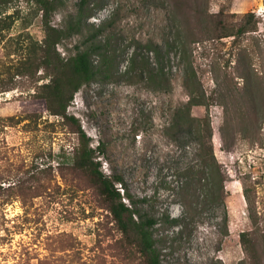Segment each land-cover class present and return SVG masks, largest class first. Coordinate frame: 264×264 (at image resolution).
Instances as JSON below:
<instances>
[{
	"label": "rangeland",
	"instance_id": "rangeland-1",
	"mask_svg": "<svg viewBox=\"0 0 264 264\" xmlns=\"http://www.w3.org/2000/svg\"><path fill=\"white\" fill-rule=\"evenodd\" d=\"M1 1L7 12L1 15L0 78L10 72L17 86L0 88V264H145L92 178L73 166L78 123L103 170L124 177L145 214L186 218L183 229L157 224L162 264H264V0L204 1L216 29L187 50L162 0H92L81 16L83 30L57 43L50 26H74L79 0ZM102 21L104 36L115 39L121 73L136 49L158 65L153 46H159L171 87L154 86L140 70L97 78L73 94L66 117L51 113L37 95L41 84L58 75L57 57L73 55L91 24ZM47 39L49 65L34 78L17 73ZM188 75H194L190 87ZM192 88L202 94L191 113L211 122L225 178L224 200L195 213L179 192L180 171L198 162L195 145L179 144L167 129ZM242 234L254 244L255 262Z\"/></svg>",
	"mask_w": 264,
	"mask_h": 264
},
{
	"label": "trees",
	"instance_id": "trees-1",
	"mask_svg": "<svg viewBox=\"0 0 264 264\" xmlns=\"http://www.w3.org/2000/svg\"><path fill=\"white\" fill-rule=\"evenodd\" d=\"M42 0H37L41 2ZM168 2L172 12L178 20L176 22L177 41L184 50H187L192 44L202 42L207 35L216 29L215 15L211 14L206 7H203L206 0H162ZM92 0H79L78 2V21L72 23L66 29H60L50 26L49 32L55 35V43L63 36L73 32H81L84 25L81 19L82 13L90 6ZM0 13V27L5 21L2 13L7 12V6H2ZM45 17V6L43 7ZM46 22V20H45ZM48 24V22H46ZM93 30L86 36L81 45H77L76 51L67 59L57 57L58 75L53 76L48 82L41 84L40 91L37 95L44 100L47 108L53 114L67 116V106L73 94L78 91L83 84L91 83L97 78H115L119 75L136 76L139 74L145 76L147 81L156 87H171L172 79L165 68L164 55L159 46H153L159 57V64L152 65L147 58L137 49L130 57V67L124 73L119 71V53L113 43L115 39L110 36H104L107 29V21H102L97 26L91 24ZM247 30L241 29L240 32ZM232 32H226L225 36L231 35ZM222 35V36H223ZM104 36V37H103ZM50 39V38H48ZM39 44L37 53L32 57H27L26 63L21 64V70L17 73L31 76L34 78L37 71L49 65V52L47 45L49 40ZM175 40V43H177ZM147 46V45H145ZM138 47L143 45L138 43ZM151 48V46H148ZM160 48V47H159ZM139 68V69H138ZM8 73V72H7ZM9 75L0 78V88L10 90L17 86L16 81ZM194 75H188L186 84L192 85ZM200 92L193 90L189 92V101L182 109L175 111L172 121L167 126L170 134L175 137L179 144H186L193 141L197 163H189L182 168L180 174L183 176L180 183V194L187 211L195 213L202 204L218 202L224 200L225 178L220 169V164L215 155L212 143V125L207 118H197L192 115L191 107L193 104L201 103ZM186 107V108H185ZM185 108V109H184ZM185 110V111H184ZM75 131L78 133V144L74 149L73 166L79 170L85 171L93 180L99 191V194L106 202V206L111 212L113 219L123 234V237L130 243L137 246L138 251L144 258L145 264H162L161 248L159 242L164 238H158L155 233L157 224H163L168 227L182 226L185 217L171 216L169 211L163 212L159 218L145 214L139 201L131 194L123 176L106 173L102 168V162L96 155V148L91 145V138L78 123ZM100 147V145L98 146ZM120 183V187L119 184ZM121 188L123 192H121ZM124 198L129 200L127 203ZM242 240L249 252L250 259L253 257L254 262L258 259L256 254L251 255L250 247L251 238H246L242 234Z\"/></svg>",
	"mask_w": 264,
	"mask_h": 264
}]
</instances>
